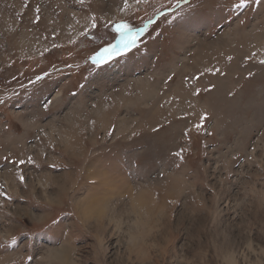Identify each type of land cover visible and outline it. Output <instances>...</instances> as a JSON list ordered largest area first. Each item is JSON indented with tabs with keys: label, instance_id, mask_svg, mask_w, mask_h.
I'll return each instance as SVG.
<instances>
[{
	"label": "rangeland",
	"instance_id": "obj_1",
	"mask_svg": "<svg viewBox=\"0 0 264 264\" xmlns=\"http://www.w3.org/2000/svg\"><path fill=\"white\" fill-rule=\"evenodd\" d=\"M240 3L0 0V264H264V0ZM118 23L137 45L94 63Z\"/></svg>",
	"mask_w": 264,
	"mask_h": 264
},
{
	"label": "snow or ice",
	"instance_id": "obj_2",
	"mask_svg": "<svg viewBox=\"0 0 264 264\" xmlns=\"http://www.w3.org/2000/svg\"><path fill=\"white\" fill-rule=\"evenodd\" d=\"M81 4L85 2V0H79ZM139 2V0H138ZM257 3L260 2V0H256ZM247 6V0H241V3L237 5V7H244ZM125 7H127V0H125ZM37 11H39L37 9ZM93 27H95V18H93ZM115 31L118 34V39L115 44H111L109 47L104 48L101 52L97 54L93 58V62L96 64H107L109 63L114 57L117 55H127L128 52H130L136 45L137 41L143 32V29H133L129 24L127 23H118L115 25ZM261 63H264V61H261ZM203 125H197V128H202ZM175 155L182 157L181 152L175 153ZM23 163V161H21ZM21 180H23V177H21ZM12 244L16 243L15 238L11 240Z\"/></svg>",
	"mask_w": 264,
	"mask_h": 264
}]
</instances>
